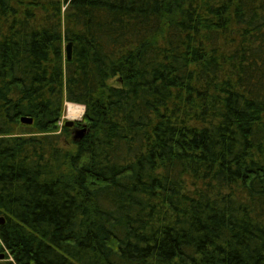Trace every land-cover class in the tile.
Segmentation results:
<instances>
[{
  "label": "trees",
  "instance_id": "trees-1",
  "mask_svg": "<svg viewBox=\"0 0 264 264\" xmlns=\"http://www.w3.org/2000/svg\"><path fill=\"white\" fill-rule=\"evenodd\" d=\"M0 217V264H264V0H0Z\"/></svg>",
  "mask_w": 264,
  "mask_h": 264
},
{
  "label": "water",
  "instance_id": "water-1",
  "mask_svg": "<svg viewBox=\"0 0 264 264\" xmlns=\"http://www.w3.org/2000/svg\"><path fill=\"white\" fill-rule=\"evenodd\" d=\"M66 50H67V56L68 59L70 60L72 58V53H73V43L69 42L66 46ZM21 121L25 124H32L33 123V118L31 117H27V116H23L21 118ZM77 119H67L65 121V125L68 127H74L76 124ZM86 131V126H82V127H76L75 128V135L74 138L75 139H79L84 135V132ZM5 221L4 217H0V224L3 223ZM4 258V253H0V259ZM34 264V263H32Z\"/></svg>",
  "mask_w": 264,
  "mask_h": 264
},
{
  "label": "bare ground",
  "instance_id": "bare-ground-1",
  "mask_svg": "<svg viewBox=\"0 0 264 264\" xmlns=\"http://www.w3.org/2000/svg\"><path fill=\"white\" fill-rule=\"evenodd\" d=\"M67 114L71 118H80L84 112V106L72 102L66 104Z\"/></svg>",
  "mask_w": 264,
  "mask_h": 264
},
{
  "label": "rangeland",
  "instance_id": "rangeland-1",
  "mask_svg": "<svg viewBox=\"0 0 264 264\" xmlns=\"http://www.w3.org/2000/svg\"><path fill=\"white\" fill-rule=\"evenodd\" d=\"M66 104H67V102L65 103L64 113H63L62 119L60 121V125L64 124L67 119H77V120H81L83 115L80 118H71V117L68 116L67 109H66ZM79 105H81V104H79ZM84 111H85V107H84ZM83 114H84V112H83Z\"/></svg>",
  "mask_w": 264,
  "mask_h": 264
}]
</instances>
